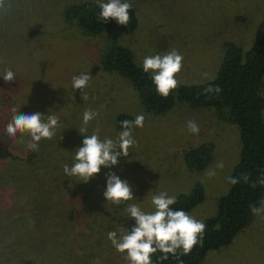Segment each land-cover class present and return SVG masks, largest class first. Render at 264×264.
Returning a JSON list of instances; mask_svg holds the SVG:
<instances>
[{
  "label": "rangeland",
  "instance_id": "rangeland-1",
  "mask_svg": "<svg viewBox=\"0 0 264 264\" xmlns=\"http://www.w3.org/2000/svg\"><path fill=\"white\" fill-rule=\"evenodd\" d=\"M79 1L107 2L5 0L0 9V71L7 68L16 75L11 83H5L0 76V102L4 103L0 122L11 119L13 109L20 112L23 106L25 114L41 113L45 120L47 115L59 118L54 137L42 139L37 153H41L40 143L48 144L42 151L49 181L47 204L57 202L59 208L66 200L73 214L71 218L69 212L49 211L46 215L52 225L42 234L49 240L46 249L43 247L46 252L49 246L48 255L39 256L38 251L22 264H129L126 253L118 252L108 239L109 232L119 237L135 225L126 211L128 204L150 213L154 211L153 195L167 192L177 198L202 183L205 199L189 215L203 222L215 216L217 202L229 192V178L240 159L239 130L222 120L216 110L177 103L166 115L148 114L131 84L119 74L101 71L98 59L113 38L134 52L142 68L145 57L176 50L183 56V67L176 77L179 82H211L223 62L225 43H233L243 51L252 48L264 21V0H131L129 11H137L140 19L137 29L126 31L116 22L111 32L98 37L87 35L75 22L65 20V8ZM81 73L91 76L85 89L87 99L81 90L72 87L73 77ZM89 109L99 115L89 122L85 135L96 134L101 140L110 138L118 143L123 129L118 128L117 120L123 114L134 120L142 114L144 126L133 129L137 144L129 149L127 157L120 156L115 166L102 167L95 178L85 183L68 177L63 169L65 164H74L75 150L83 146L85 136L79 129ZM189 121L199 125L198 134L189 132ZM4 133L7 148L17 156L25 159L35 152ZM206 142L214 145L212 162L203 171H189L184 154ZM220 163L223 168L217 167ZM210 170L215 175L207 176ZM30 172L19 181L14 175L13 183L0 182V211L4 196L10 202L6 213H10L22 190L32 193L29 186L36 188L28 180L34 176ZM37 172L40 173L37 170L35 176ZM109 172L128 182L135 199L121 205L105 199ZM74 178V184L63 185L66 179ZM24 202L30 204L28 200ZM124 216L128 221L118 225L116 220ZM61 239L64 241L58 248L56 243ZM59 249L63 255L50 259L49 255L55 256ZM203 264H264V202L252 225L231 246L210 253Z\"/></svg>",
  "mask_w": 264,
  "mask_h": 264
},
{
  "label": "trees",
  "instance_id": "trees-1",
  "mask_svg": "<svg viewBox=\"0 0 264 264\" xmlns=\"http://www.w3.org/2000/svg\"><path fill=\"white\" fill-rule=\"evenodd\" d=\"M99 5L94 1H79L68 5L64 12L65 20L75 22L80 29L92 37L109 33L116 26V20L109 18L107 22H98L97 18L101 11ZM129 16L128 25L120 26L123 30L133 32L139 26L140 19L137 11H129ZM224 47V59L213 81L202 85H185L179 82L178 88L167 98L156 92L151 79L152 74L145 73L136 63L134 52L116 39L113 38L107 42L98 59L101 71L119 74L131 84L146 113L163 116L177 103H186L199 109L216 110L222 120L234 124L239 130L242 148L239 162L232 173V178H236L238 182L232 184L229 192L219 198L215 216L203 221L206 227L202 243L194 246L187 255L179 252L176 256L169 254L166 260H161L163 253L157 251L151 256L152 264H203L210 253L219 252L231 246L238 236L252 225L257 215L252 212V208L262 209L263 206L264 21L258 27L255 42L250 50L243 51L229 42L225 43ZM210 86H219L222 91L219 94L205 93L204 90ZM3 104L0 102V107ZM21 110L18 114H25L24 106ZM10 120L0 122L2 127L0 129V182L13 183L14 175L19 181L22 175L26 177L27 173L32 171L34 176H30L28 180L33 181L36 188L29 186L32 193H25L22 190L19 201L13 204L10 213H6L9 210L7 208V204H10L9 200L5 196L4 204L1 200L3 210L0 211V264H22L25 259L34 256L38 251L39 256L48 255L46 252L49 246L46 252L43 247L46 249L49 240L42 234L47 232L48 226L52 225L46 215L49 211L69 212L71 218L73 214L72 210H68L66 200L65 204H60L59 208L57 202L47 204L49 181L43 168L42 151L47 150L48 144L45 148L40 143L41 153L35 151L25 159L17 156L7 148L5 142L4 132ZM124 120L134 121V118L128 114L120 115L117 120L118 128L122 129L121 122ZM213 155L214 145L206 142L187 151L184 154V163L189 171L200 172L212 162ZM37 170L40 173L37 172L35 176ZM75 182V178L66 179L63 185L68 187L70 183ZM62 199H65V196ZM204 199V186L202 183H197L189 194L178 196L176 203L170 207L189 214ZM27 200L30 204L24 202ZM116 221L118 225H122L124 221H128V217L124 216ZM63 241L61 239L56 243L58 248ZM64 245L66 246L67 243ZM62 255L59 249L55 256L49 255V257L58 259Z\"/></svg>",
  "mask_w": 264,
  "mask_h": 264
},
{
  "label": "clouds",
  "instance_id": "clouds-1",
  "mask_svg": "<svg viewBox=\"0 0 264 264\" xmlns=\"http://www.w3.org/2000/svg\"><path fill=\"white\" fill-rule=\"evenodd\" d=\"M5 0H0V9L4 8ZM133 6L131 0H107L99 5L101 11L98 22H107L109 18L116 20L120 25L127 26L130 21L129 9ZM183 67V56L178 51L172 50L164 55L147 56L143 60V71L151 73V79L155 85L156 92L167 98L179 86L177 75ZM207 77V74H204ZM5 83H11L16 79L15 73L11 69L0 71ZM91 76L88 73H81L73 77V89H79L83 93L82 97L87 99L85 89ZM205 93H217L222 90L219 86L208 87ZM98 112L86 110L83 114V127L79 133L84 135L83 146L75 150L74 164L69 167L64 165V173L68 177H77L82 182H88L95 178L102 167L110 168L119 163L120 156L127 157L129 149L137 144L133 138V129L144 126V116L137 115L135 120H124L121 122L123 131L119 133L118 143L110 138L101 140L98 135H85L87 125L92 121ZM45 115L41 113L18 114L13 109L11 120L7 123L6 133L9 138L24 144L33 151L39 150V142L42 139H52L55 129L59 127V118L55 115ZM189 132L199 133V125L195 121L187 124ZM63 139V137H62ZM118 149V151H117ZM217 167L223 168L220 163ZM207 176L215 175L214 171H208ZM232 184L237 183L236 178H229ZM105 199L114 205L126 204L134 198L131 187L127 181H122L113 172L107 175V186L103 193ZM154 211L146 213L136 204H128L126 208L130 218H134L135 225L131 230L117 236L116 232H109L108 239L114 248L120 253H126L125 259L129 264H152L151 256L157 251L163 253L161 260L168 259V255L176 256L177 253L189 254L193 247L202 243L205 232V224L189 215L183 210H173L170 206L176 203L174 196H169L167 192H159L151 198ZM262 209L252 208L254 214H258Z\"/></svg>",
  "mask_w": 264,
  "mask_h": 264
}]
</instances>
